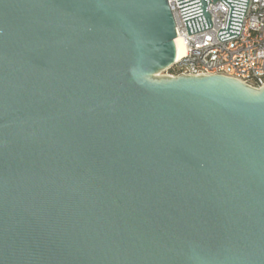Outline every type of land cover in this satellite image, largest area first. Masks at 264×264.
<instances>
[{"label":"water","instance_id":"95a60500","mask_svg":"<svg viewBox=\"0 0 264 264\" xmlns=\"http://www.w3.org/2000/svg\"><path fill=\"white\" fill-rule=\"evenodd\" d=\"M176 37L168 0H0V264H264V85L160 75Z\"/></svg>","mask_w":264,"mask_h":264},{"label":"built area","instance_id":"2783aa9c","mask_svg":"<svg viewBox=\"0 0 264 264\" xmlns=\"http://www.w3.org/2000/svg\"><path fill=\"white\" fill-rule=\"evenodd\" d=\"M168 2L176 23V38L183 40L186 52L164 71L167 75L223 74L257 88L264 85V0H250L240 34L225 41L218 36L226 27L229 13V6L222 0L208 5L212 28L190 35L178 0Z\"/></svg>","mask_w":264,"mask_h":264},{"label":"bare ground","instance_id":"6f19581e","mask_svg":"<svg viewBox=\"0 0 264 264\" xmlns=\"http://www.w3.org/2000/svg\"><path fill=\"white\" fill-rule=\"evenodd\" d=\"M175 42L177 44V49H178V55H177V59L181 58L182 56H184L185 52H186V48H185V44L183 42L182 39L180 38H176Z\"/></svg>","mask_w":264,"mask_h":264},{"label":"rangeland","instance_id":"374dc122","mask_svg":"<svg viewBox=\"0 0 264 264\" xmlns=\"http://www.w3.org/2000/svg\"><path fill=\"white\" fill-rule=\"evenodd\" d=\"M162 74H167V73H166V72H164V71H161V72H160V75H162Z\"/></svg>","mask_w":264,"mask_h":264}]
</instances>
